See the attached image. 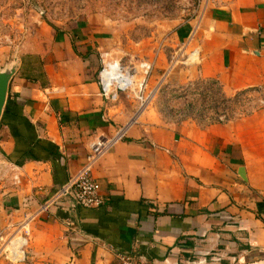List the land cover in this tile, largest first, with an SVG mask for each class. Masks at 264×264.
Here are the masks:
<instances>
[{"label":"crops","instance_id":"0c3cea01","mask_svg":"<svg viewBox=\"0 0 264 264\" xmlns=\"http://www.w3.org/2000/svg\"><path fill=\"white\" fill-rule=\"evenodd\" d=\"M88 24L52 29L22 54L0 122V158L25 185L4 174L0 210L12 216L11 203L36 213L86 164L96 138L126 128L93 170L104 206L64 198L32 220L30 263L119 264L131 255L147 264H264V110L202 124L148 107L130 125L134 98H106L99 80L114 57L156 60L153 88L264 91V0H217L201 17L161 23L158 34L128 35L126 46ZM179 56L187 60L169 70Z\"/></svg>","mask_w":264,"mask_h":264},{"label":"rangeland","instance_id":"374dc122","mask_svg":"<svg viewBox=\"0 0 264 264\" xmlns=\"http://www.w3.org/2000/svg\"><path fill=\"white\" fill-rule=\"evenodd\" d=\"M196 3L197 0H0V70L16 59L20 60L26 50L35 47L40 39L45 40L46 35L53 32L52 29L58 32L59 28H72L71 26L86 19L90 27L103 26L109 31L114 30L121 40L120 46H126L128 35L141 37L143 34H158L155 31L161 23L192 18ZM170 33L172 30L166 32L168 35ZM107 60L119 59L111 57ZM178 60L179 67L184 58L179 57ZM126 62L128 63L129 59L121 60V63ZM151 77L148 93L153 91V98L148 107L151 110L156 108L166 116H182L184 119L192 118L199 123L209 124L216 123L227 110L232 112L241 107L236 102L233 104L234 97L225 96L215 82H196L182 88H171L167 83H162L153 88ZM245 108L248 112L253 111L252 105ZM6 172L11 173L0 158V191L3 189L2 183L8 179L4 177ZM10 177L12 186L23 188V181L20 185H15L14 174L11 173ZM4 198L0 199V209L4 205ZM11 204L14 216L10 215L11 213L3 214L0 210V238H5L0 241V257L4 259L7 241L19 238L26 231L31 232V226L26 229H23V226L28 223L29 216L35 214L23 216L19 209ZM28 240L29 261L25 264H31V234ZM3 264L10 263L6 260Z\"/></svg>","mask_w":264,"mask_h":264},{"label":"built area","instance_id":"2783aa9c","mask_svg":"<svg viewBox=\"0 0 264 264\" xmlns=\"http://www.w3.org/2000/svg\"><path fill=\"white\" fill-rule=\"evenodd\" d=\"M217 4V0H197L196 6L193 9V17H201L205 10L210 6ZM184 59L186 57L179 56ZM187 60V59H186ZM179 60L174 58L170 62L172 66ZM155 67V61L129 59L128 63L121 61L104 62L103 68L99 74V80L102 86L103 94L106 98L116 100L120 92L132 96L138 105L135 117L130 122L134 125L139 120L141 114L148 108L153 98V91L148 93L149 80ZM103 72H107L106 80L102 77ZM233 104L236 102L239 106L238 110H227L224 116H221L216 123L226 124L238 119H243L252 116L259 110L264 109V91L261 88H252L237 92L232 96ZM231 99V98H230ZM253 106V111L248 112L245 107ZM185 117L180 116V119ZM213 122H210V124ZM126 128L122 129L115 137L100 136L90 144V154L86 164L76 173V175L64 186L58 193L50 199L46 204L28 219V223L23 226L26 229L30 226L32 220L43 213L49 211V208L55 203L60 202L64 198H70L80 207L88 209H96L104 206L105 200L100 194V186L93 178V170L99 160L107 154L111 148L121 140L125 135ZM14 174L15 185L22 183V176L12 169ZM28 217V218H29ZM30 231L17 239L7 241L8 245L5 248V260L10 264H25L29 261L27 258V247L29 244L28 237ZM4 237L0 241H4ZM119 264H147L146 262L137 261L131 255H123L119 257Z\"/></svg>","mask_w":264,"mask_h":264},{"label":"water","instance_id":"95a60500","mask_svg":"<svg viewBox=\"0 0 264 264\" xmlns=\"http://www.w3.org/2000/svg\"><path fill=\"white\" fill-rule=\"evenodd\" d=\"M254 36L255 34H249ZM20 66V60L16 59L11 64L0 70V122L3 118V113L7 104L10 84L13 77L17 74ZM240 176L245 179L244 168L240 169Z\"/></svg>","mask_w":264,"mask_h":264},{"label":"bare ground","instance_id":"6f19581e","mask_svg":"<svg viewBox=\"0 0 264 264\" xmlns=\"http://www.w3.org/2000/svg\"><path fill=\"white\" fill-rule=\"evenodd\" d=\"M107 72H103V74H102V77L106 80V78H107Z\"/></svg>","mask_w":264,"mask_h":264},{"label":"trees","instance_id":"16d2710c","mask_svg":"<svg viewBox=\"0 0 264 264\" xmlns=\"http://www.w3.org/2000/svg\"><path fill=\"white\" fill-rule=\"evenodd\" d=\"M101 71V70H100ZM99 74V73H98ZM158 215V214H157Z\"/></svg>","mask_w":264,"mask_h":264}]
</instances>
